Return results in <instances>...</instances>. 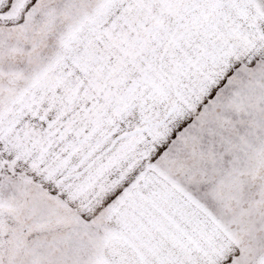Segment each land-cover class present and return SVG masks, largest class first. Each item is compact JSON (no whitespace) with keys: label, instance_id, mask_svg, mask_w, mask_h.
<instances>
[{"label":"snow or ice","instance_id":"obj_1","mask_svg":"<svg viewBox=\"0 0 264 264\" xmlns=\"http://www.w3.org/2000/svg\"><path fill=\"white\" fill-rule=\"evenodd\" d=\"M0 264H264V0H0Z\"/></svg>","mask_w":264,"mask_h":264}]
</instances>
